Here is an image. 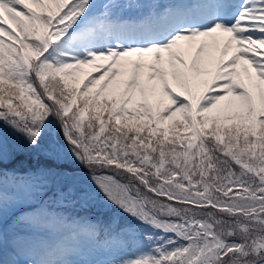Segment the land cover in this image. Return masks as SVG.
Here are the masks:
<instances>
[{"label":"snow or ice","instance_id":"6c2138e0","mask_svg":"<svg viewBox=\"0 0 264 264\" xmlns=\"http://www.w3.org/2000/svg\"><path fill=\"white\" fill-rule=\"evenodd\" d=\"M0 264H264V0H0Z\"/></svg>","mask_w":264,"mask_h":264},{"label":"trees","instance_id":"16d2710c","mask_svg":"<svg viewBox=\"0 0 264 264\" xmlns=\"http://www.w3.org/2000/svg\"><path fill=\"white\" fill-rule=\"evenodd\" d=\"M36 163V161L26 155H21L20 157H18L17 160V166H23V167H28V166H32ZM82 211H90V212H95V209H91V210H82Z\"/></svg>","mask_w":264,"mask_h":264}]
</instances>
